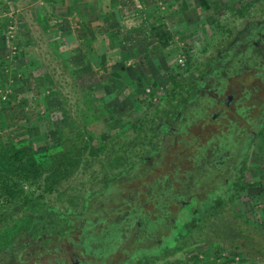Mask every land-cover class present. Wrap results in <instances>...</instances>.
<instances>
[{
	"label": "rangeland",
	"instance_id": "obj_1",
	"mask_svg": "<svg viewBox=\"0 0 264 264\" xmlns=\"http://www.w3.org/2000/svg\"><path fill=\"white\" fill-rule=\"evenodd\" d=\"M261 22L264 0H0V148L12 141L56 148L64 130L78 124L94 137L129 142L122 165L110 167L105 151L51 193L26 186V202L0 203V233L24 221L0 264H73L76 257L85 264H125L151 245L127 209H152V186L166 181L173 189H161V196L194 179L203 194L217 175L199 173L195 161L210 168L209 138L237 128L257 133L242 163L237 216L228 214L238 239L251 242L246 250L254 252L264 235V61L232 58L240 50L235 40ZM158 25L170 35L166 47L155 38ZM228 54L223 75H212L213 56ZM171 76L187 81L173 98ZM205 84L209 92H200ZM191 95L199 100L182 110ZM184 111L185 123L174 124L176 140L147 159L146 173L105 186L123 167L146 159L139 152L147 149L150 118L165 122L169 112L172 124ZM169 211L173 215L174 206ZM86 233L95 237L92 251L82 254ZM212 233L157 264H257L217 236L206 241Z\"/></svg>",
	"mask_w": 264,
	"mask_h": 264
},
{
	"label": "trees",
	"instance_id": "obj_2",
	"mask_svg": "<svg viewBox=\"0 0 264 264\" xmlns=\"http://www.w3.org/2000/svg\"><path fill=\"white\" fill-rule=\"evenodd\" d=\"M254 28L253 30L245 29L235 40L234 46L240 50L234 54L233 58H230L242 56V59L246 58L245 64L253 62L260 64L262 60L264 61V22L257 23ZM154 34L162 47L168 45L170 35L163 25L156 26ZM259 44L263 45V48L257 49ZM242 50L247 51L242 52ZM228 57L229 54L227 57L221 58L213 56L214 62L210 63L212 75H223V66ZM260 70L259 75L264 78V64L261 65ZM170 80L172 83L170 98H173L177 92H183L184 84L187 81L182 76H171ZM179 95L182 94L179 93ZM191 99H194L192 95L182 110L184 107L188 106L190 109L194 106ZM196 100L199 99H194V101ZM262 115L260 123L263 126L264 113ZM183 116L184 119L179 116L172 124L169 122L174 119L170 118L169 112L165 122L157 116L150 118L148 120L149 137L145 139L147 149L144 148L145 151L143 152L141 149L139 152V154H146V159L132 163L130 167H123L114 177H109L111 179H107V175H104L103 180L107 179L105 186H110L118 179H135L141 175L142 171L146 173L145 162L147 159L157 153H160V156L166 143L169 141L171 144L173 140H176L174 124L176 120L184 124L185 117H187L185 111ZM133 127L135 131H138L141 124ZM235 127L237 128L236 124ZM256 133L257 131L254 130L243 132L242 128H237L236 130H221L220 134H213L209 138L208 146L210 145L209 147L214 151V157L210 159V168L200 161L195 162L199 165V173L204 168L205 175L213 172L217 176L214 177V181L210 182L209 188L203 194L198 192V179H194L189 182L183 180L181 183L182 190L178 193L171 194L168 192L172 191H168L161 196L158 193L161 189L164 188V191L173 189L169 185L170 182L166 181L163 184L156 183L152 186V191L156 190L157 192V195L154 194L153 196L152 209L146 213H142L143 210L140 206L127 209L128 217L132 218L133 222L136 218L139 220L141 227L139 229L143 230L140 237L145 238L144 236H146L147 243H151V245L139 248L134 256L126 260L125 264H157L164 257L173 256L180 250L198 244L195 242L210 231L213 232V237L205 238L206 241H212L217 236L219 239L225 240L227 246L235 249L237 254H251V258L254 257L257 264H264V235L261 241L257 240L258 243L254 247V252L246 250V245L251 242L247 244L238 239L240 230L231 224L233 217L228 214V210H231L234 212V217L237 216L233 205L242 190V163L245 161L243 159H245L247 148ZM93 135L78 124L70 130H64L60 144L56 148L37 150L32 143L18 141H12L1 147L0 203H13L21 198L26 202L28 198V195H24L27 194L26 186H36L42 193H51L58 188L63 180H67L73 175L78 168L98 162L105 151L108 155H106L104 162H107L110 167H114L118 161V165H122L123 159L128 158L127 155L129 154L125 151V147L128 146L129 142L121 143L124 141L123 137H118L117 140H103L101 137H94ZM166 139L167 141H165ZM204 150L205 147L198 149L196 153L198 159ZM231 156H236V158L233 159ZM228 163L230 164L228 165ZM172 206H174L173 215H171L173 211L171 213L169 211ZM20 222L24 221L18 222L19 228H12L11 230L7 228L4 230V234L0 233V258L7 255L5 250L11 248L9 242L23 229V225L20 227ZM94 237L93 234L86 233L85 240H94ZM228 262H235V260L230 258Z\"/></svg>",
	"mask_w": 264,
	"mask_h": 264
},
{
	"label": "flooded vegetation",
	"instance_id": "obj_3",
	"mask_svg": "<svg viewBox=\"0 0 264 264\" xmlns=\"http://www.w3.org/2000/svg\"><path fill=\"white\" fill-rule=\"evenodd\" d=\"M205 82H206V81H205ZM205 88H206V89H203V88H202V89L200 90V92H201V91H205V92L208 91V92H209V90H208V85H207V84H205ZM213 90H214V89H213ZM223 93H224V91H223ZM223 93H222V94H223ZM228 98H229L228 96L225 97V102L227 101L226 99H228ZM222 101H223V99H222ZM89 241H90V240H88V241H87V240H83V241H81V245H82V247L84 248V250H81V253H82V254H84V251H85V252L92 251V250H90V248H91V241H90V242H89ZM75 256H76V255H75ZM79 261H80V260L76 257V260H75L74 262H79ZM74 262H73V264H75ZM79 264H85V263L80 261Z\"/></svg>",
	"mask_w": 264,
	"mask_h": 264
}]
</instances>
